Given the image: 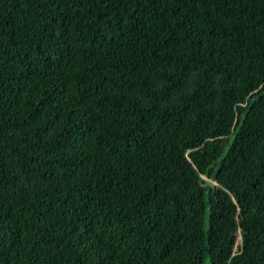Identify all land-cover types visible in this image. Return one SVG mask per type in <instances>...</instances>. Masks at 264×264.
I'll return each instance as SVG.
<instances>
[{"label":"trees","instance_id":"trees-1","mask_svg":"<svg viewBox=\"0 0 264 264\" xmlns=\"http://www.w3.org/2000/svg\"><path fill=\"white\" fill-rule=\"evenodd\" d=\"M0 264H264V0H0Z\"/></svg>","mask_w":264,"mask_h":264},{"label":"water","instance_id":"water-1","mask_svg":"<svg viewBox=\"0 0 264 264\" xmlns=\"http://www.w3.org/2000/svg\"><path fill=\"white\" fill-rule=\"evenodd\" d=\"M203 186H208V187H211V188H214V184L210 181H207ZM237 237L240 235V231L237 232Z\"/></svg>","mask_w":264,"mask_h":264},{"label":"rangeland","instance_id":"rangeland-1","mask_svg":"<svg viewBox=\"0 0 264 264\" xmlns=\"http://www.w3.org/2000/svg\"><path fill=\"white\" fill-rule=\"evenodd\" d=\"M238 238H240V235L238 236ZM239 242H240V239H237L236 245H238ZM236 250H237V249H236V247H235L234 251H236Z\"/></svg>","mask_w":264,"mask_h":264}]
</instances>
